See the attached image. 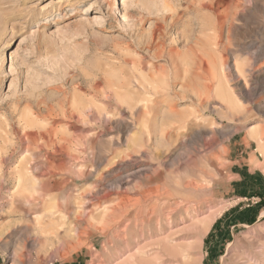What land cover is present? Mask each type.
<instances>
[{
	"label": "rangeland",
	"instance_id": "obj_1",
	"mask_svg": "<svg viewBox=\"0 0 264 264\" xmlns=\"http://www.w3.org/2000/svg\"><path fill=\"white\" fill-rule=\"evenodd\" d=\"M263 34L264 0H0V264H264ZM153 64L184 98L128 89Z\"/></svg>",
	"mask_w": 264,
	"mask_h": 264
},
{
	"label": "bare ground",
	"instance_id": "obj_2",
	"mask_svg": "<svg viewBox=\"0 0 264 264\" xmlns=\"http://www.w3.org/2000/svg\"><path fill=\"white\" fill-rule=\"evenodd\" d=\"M112 1L117 2V0H112ZM240 4H241V2L238 1L236 4V7L240 6ZM236 13H238V12L236 11ZM183 30L184 29L181 28L179 30V32L181 33ZM156 46L157 47L155 48V52H156L157 56H162L164 51L162 50V48L159 47V45H156ZM157 50H158V52H157ZM176 53H177V51L174 48H170L168 51V55L170 58H167L168 63L170 64V66H172V69H174V70H177V68H178V57H175ZM262 59L264 60V48L260 52H253V55L251 57V62L253 64V67L250 69V79L252 81V90H254V91H257V89H258V87L262 81V74L264 73L262 70V64H261ZM151 66L155 67V71H156V72H154L155 74L153 73L151 75L150 73H148V74H144L142 76H139V78H137V76L134 79L128 78L125 81V84L129 87L128 88L129 90L130 89H133L135 91L140 90L142 93H144L146 95L145 98H142L139 100L145 101L148 107H154L155 104L160 102L159 98L157 97V94L161 91H167L168 95L171 93V91H173L175 96H179L180 98L185 97L184 93L179 92V91H175V84H176V81L178 79V76L176 74L175 75L173 74L172 76H170V73L167 72L165 67L159 68L158 66H156L154 64ZM159 66H161V65H159ZM202 69L203 70L195 72V75L197 76V78L198 79L201 77H203L204 79H205V77L209 78V76H211V73H212L211 68L208 66L206 68L202 67ZM236 70L238 72V69H236ZM261 70L263 73H261ZM239 74H240V72H239ZM241 81H242V79H241ZM185 86L191 87V85L188 83H185V85H183V87H185ZM247 86H248L247 80L246 81L243 80V84H241V88H243V87L247 88ZM204 87H205L206 94H207V96H209V98L212 97V94L214 92H217V94L220 97H222L223 99H226V97L230 98V97L224 95V93H222V88H221L220 84H218L217 86L216 85L214 86L213 84H209V83L206 84L204 82ZM238 87H240V86L238 85ZM230 93H231V95L234 94V92H230ZM161 102H163V101H161ZM220 105L222 106V104H220ZM233 109H234L233 105H231V106H228L226 108V111L227 112H233ZM151 114H152V117H156L155 112H153ZM147 116H151V115H147ZM262 147L264 148V145Z\"/></svg>",
	"mask_w": 264,
	"mask_h": 264
}]
</instances>
